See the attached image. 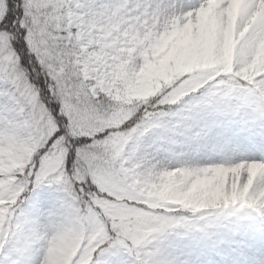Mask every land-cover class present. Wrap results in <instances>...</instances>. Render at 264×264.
I'll return each instance as SVG.
<instances>
[{"label":"snow or ice","instance_id":"1","mask_svg":"<svg viewBox=\"0 0 264 264\" xmlns=\"http://www.w3.org/2000/svg\"><path fill=\"white\" fill-rule=\"evenodd\" d=\"M0 264H264V0H0Z\"/></svg>","mask_w":264,"mask_h":264}]
</instances>
